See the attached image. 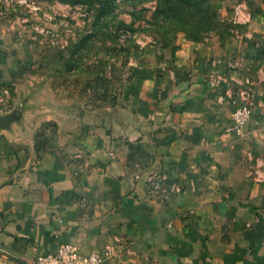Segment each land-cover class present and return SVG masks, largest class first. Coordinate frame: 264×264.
I'll return each instance as SVG.
<instances>
[{"label": "crops", "instance_id": "crops-1", "mask_svg": "<svg viewBox=\"0 0 264 264\" xmlns=\"http://www.w3.org/2000/svg\"><path fill=\"white\" fill-rule=\"evenodd\" d=\"M259 40V58L182 43L94 103L29 70L0 26V119L13 117L0 127V264L62 244L110 250L102 264H264ZM239 104L251 114L234 134Z\"/></svg>", "mask_w": 264, "mask_h": 264}, {"label": "rangeland", "instance_id": "rangeland-1", "mask_svg": "<svg viewBox=\"0 0 264 264\" xmlns=\"http://www.w3.org/2000/svg\"><path fill=\"white\" fill-rule=\"evenodd\" d=\"M0 26L29 70L98 103L116 100L182 43L259 58L264 0H0Z\"/></svg>", "mask_w": 264, "mask_h": 264}, {"label": "built area", "instance_id": "built-area-1", "mask_svg": "<svg viewBox=\"0 0 264 264\" xmlns=\"http://www.w3.org/2000/svg\"><path fill=\"white\" fill-rule=\"evenodd\" d=\"M250 114L251 109L245 104L236 106L232 112L231 132L240 134L247 124ZM109 254L110 250L84 254L72 244H62L55 250L38 252L30 264H102L104 258Z\"/></svg>", "mask_w": 264, "mask_h": 264}, {"label": "water", "instance_id": "water-1", "mask_svg": "<svg viewBox=\"0 0 264 264\" xmlns=\"http://www.w3.org/2000/svg\"><path fill=\"white\" fill-rule=\"evenodd\" d=\"M12 120H13V117L9 116V115H5V116L1 117V119H0V127L1 128H8L9 124H10V122Z\"/></svg>", "mask_w": 264, "mask_h": 264}]
</instances>
